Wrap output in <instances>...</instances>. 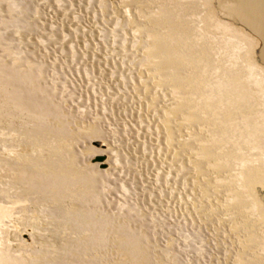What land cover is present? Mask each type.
<instances>
[{"label":"rangeland","instance_id":"374dc122","mask_svg":"<svg viewBox=\"0 0 264 264\" xmlns=\"http://www.w3.org/2000/svg\"><path fill=\"white\" fill-rule=\"evenodd\" d=\"M254 3L0 0V264H264Z\"/></svg>","mask_w":264,"mask_h":264},{"label":"bare ground","instance_id":"6f19581e","mask_svg":"<svg viewBox=\"0 0 264 264\" xmlns=\"http://www.w3.org/2000/svg\"><path fill=\"white\" fill-rule=\"evenodd\" d=\"M112 1V0H111ZM190 1V0H189ZM143 2V1H142ZM117 4V3H116ZM184 4V3H183ZM189 4V3H188ZM187 4V5H188ZM192 4V3H191ZM190 5V4H189ZM194 5V4H193ZM254 5V7L252 8V10L255 12V14H257V15H259L260 17H262V18H264V12L262 13L261 11H263V10H261V8H260V6L257 4V3H254L253 4ZM252 5V6H253ZM118 6V5H117ZM186 6V5H185ZM190 7V6H189ZM163 8H165V7H163ZM195 8H196V6H195ZM264 9V8H263ZM161 10V9H160ZM164 10V9H163ZM188 10V9H187ZM196 10H197V8H196ZM122 11V10H121ZM184 11V10H183ZM192 11V10H191ZM160 12V11H159ZM190 12V11H189ZM161 13V12H160ZM193 13V12H192ZM157 14V13H156ZM150 21V20H149ZM126 30V29H125ZM136 30V29H135ZM192 32V31H191ZM189 34V33H188ZM191 34V33H190ZM136 38V37H135ZM209 38V37H208ZM211 38V37H210ZM203 39V38H202ZM143 40V39H142ZM195 40H196V37H195ZM201 40V39H200ZM205 40H206V38H205ZM209 40H211V39H209ZM194 41V40H193ZM202 41V40H201ZM151 43V42H150ZM203 43V42H202ZM117 44V43H116ZM138 44V43H137ZM129 45V44H128ZM205 45V44H204ZM224 46H226V44L224 45ZM147 48V47H146ZM220 48H221V46H220ZM203 49V48H202ZM208 48H206V50H207ZM198 51V50H197ZM196 51V52H197ZM210 51V50H209ZM208 51V52H209ZM206 52V51H205ZM215 52H217V51H215ZM211 53V52H210ZM213 55H214V52L212 53ZM207 56V55H206ZM209 57V56H208ZM216 57V56H215ZM214 57V58H215ZM206 59V58H205ZM203 60V59H202ZM198 61V60H197ZM213 63V62H212ZM217 64V63H216ZM157 65H158V63H157ZM167 65V64H166ZM134 67H135V65H134ZM168 67V66H167ZM169 67H170V65H169ZM168 67V68H169ZM167 68V69H168ZM137 69V68H136ZM170 69H172V67H170ZM240 71V70H239ZM5 74V73H4ZM135 74V73H134ZM16 79V78H15ZM13 80V79H12ZM160 84V83H159ZM158 88V87H157ZM159 91V90H158ZM11 95V94H10ZM21 99V98H20ZM158 100V99H157ZM120 102V101H119ZM167 107V106H166ZM21 108V107H20ZM258 108V107H257ZM76 109V108H75ZM229 112V111H228ZM33 116V115H32ZM34 119V118H33ZM180 120V119H179ZM32 123V122H31ZM193 124H194V122H193ZM195 125V124H194ZM184 126V125H183ZM189 126V125H188ZM185 127V126H184ZM197 127H198V125H197ZM199 129V128H198ZM36 130V129H35ZM183 130V129H182ZM192 130H194V129H192ZM225 145V144H224ZM202 164V163H201ZM224 165V164H223ZM224 167V166H223ZM22 171V170H21ZM21 173H23V172H21ZM219 173H221V172H219ZM199 175V174H198ZM23 177V176H22ZM24 178V177H23ZM33 178V177H32ZM29 179V178H28ZM25 180V179H24ZM28 181V180H27ZM28 183H30V181L28 182ZM209 184V183H208ZM63 188V187H62ZM231 192V191H230ZM204 194V193H203ZM233 195V194H232ZM211 197H212V195H210ZM15 198V197H14ZM186 199V198H185ZM39 212V211H38ZM85 216V215H84ZM244 218V217H243ZM242 218V219H243ZM225 219V218H224ZM241 220V219H240ZM249 220V219H248ZM19 221V220H18ZM256 221H258V220H256ZM247 222V221H246ZM250 222V221H249ZM255 222V221H254ZM253 222V223H254ZM259 222V221H258ZM230 223V222H229ZM245 223V222H244ZM248 223V222H247ZM252 223V222H251ZM252 223V224H253ZM257 223V222H256ZM261 223V222H260ZM259 223V224H260ZM251 224V225H252ZM78 225V224H77ZM255 226V225H254ZM259 227H260V225H259ZM231 230V229H230ZM233 237V236H232ZM86 246V245H85ZM66 248V247H65ZM76 250H77V248H76ZM229 252V251H228ZM262 254V253H261ZM262 256V255H261ZM260 257V256H259Z\"/></svg>","mask_w":264,"mask_h":264}]
</instances>
